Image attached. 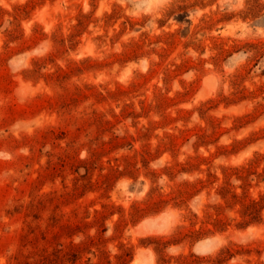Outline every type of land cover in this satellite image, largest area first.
<instances>
[{"label":"rangeland","instance_id":"rangeland-1","mask_svg":"<svg viewBox=\"0 0 264 264\" xmlns=\"http://www.w3.org/2000/svg\"><path fill=\"white\" fill-rule=\"evenodd\" d=\"M0 264H264V0H0Z\"/></svg>","mask_w":264,"mask_h":264}]
</instances>
